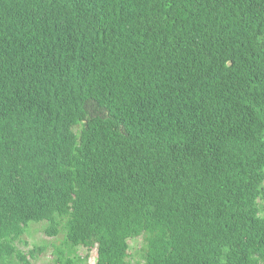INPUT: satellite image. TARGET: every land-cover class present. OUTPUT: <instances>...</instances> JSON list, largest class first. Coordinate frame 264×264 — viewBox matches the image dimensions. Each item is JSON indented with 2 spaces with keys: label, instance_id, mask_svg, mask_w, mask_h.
<instances>
[{
  "label": "trees",
  "instance_id": "1",
  "mask_svg": "<svg viewBox=\"0 0 264 264\" xmlns=\"http://www.w3.org/2000/svg\"><path fill=\"white\" fill-rule=\"evenodd\" d=\"M259 200L264 0H0V264H264Z\"/></svg>",
  "mask_w": 264,
  "mask_h": 264
},
{
  "label": "rangeland",
  "instance_id": "2",
  "mask_svg": "<svg viewBox=\"0 0 264 264\" xmlns=\"http://www.w3.org/2000/svg\"><path fill=\"white\" fill-rule=\"evenodd\" d=\"M259 206L263 209L264 214V201L259 200ZM46 224H35L31 225L29 229L27 228L28 233L24 235V241L28 243V247L24 246L23 244L20 246L25 251L33 248L35 243L42 244L46 246V251L40 254L37 259L33 261V264H56L55 263V254L54 249L56 247H64V240L65 234L61 232L57 237L51 238L48 237L44 232L43 229L45 228ZM141 238L137 239V241L132 240L130 242V250L128 251V258L129 264H144L141 257L136 253L141 245ZM78 253L83 257L87 254V250L84 248H80ZM97 261V249H93L89 252V258L87 263L84 264H96Z\"/></svg>",
  "mask_w": 264,
  "mask_h": 264
}]
</instances>
